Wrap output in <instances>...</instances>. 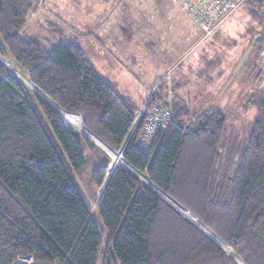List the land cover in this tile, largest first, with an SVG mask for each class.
Segmentation results:
<instances>
[{"label": "trees", "instance_id": "trees-1", "mask_svg": "<svg viewBox=\"0 0 264 264\" xmlns=\"http://www.w3.org/2000/svg\"><path fill=\"white\" fill-rule=\"evenodd\" d=\"M34 1L0 0V58L102 143L121 148L128 167L108 174L98 148L0 61V264L23 256L37 264H264V89L249 97L255 118L237 147L225 140L228 112L212 105L193 113L174 90L167 97L164 83L163 95L151 92L144 105L169 120L143 148L142 122L130 134L135 103L96 73L77 43L48 50L19 35ZM263 3L243 7L264 30L255 10ZM254 70L264 73L258 63ZM88 152L102 161L89 177L95 213L77 181Z\"/></svg>", "mask_w": 264, "mask_h": 264}, {"label": "rangeland", "instance_id": "rangeland-1", "mask_svg": "<svg viewBox=\"0 0 264 264\" xmlns=\"http://www.w3.org/2000/svg\"><path fill=\"white\" fill-rule=\"evenodd\" d=\"M34 3L36 11L28 17L19 35L37 39L48 50L66 42L77 43L96 73L135 103L136 115L144 109L151 92L163 95L167 91V97L171 98L174 90L193 113L212 105L228 112L225 140H235L237 147L243 144L256 112L249 97L264 89L263 71L256 75L254 70L260 61L259 47L264 46V30L250 19L246 7L237 8L215 31L205 35L189 16V10L197 7L199 0H35ZM255 10L264 17V3ZM9 63L13 64L3 60L5 66ZM186 64L193 68L191 72H185ZM12 67L18 69L14 64ZM18 78L24 80L30 96L36 94L41 98L26 79ZM164 83L167 87L163 90ZM65 113L66 117L59 115L65 118L67 126L82 134L70 120L86 130L81 117ZM92 136L100 144L85 137L98 148L108 170L124 167L123 161H117L118 149H111ZM86 157L77 181L91 212L95 213L89 177L102 161L92 152ZM142 178L139 176L141 181ZM103 189L101 185L98 196ZM98 223L101 224L99 219ZM224 252L233 257L227 248Z\"/></svg>", "mask_w": 264, "mask_h": 264}, {"label": "built area", "instance_id": "built-area-1", "mask_svg": "<svg viewBox=\"0 0 264 264\" xmlns=\"http://www.w3.org/2000/svg\"><path fill=\"white\" fill-rule=\"evenodd\" d=\"M233 0H199L198 6L193 7L189 10V16L192 17L193 21L202 29L205 35H210L215 31L237 8L243 6L248 0H236L234 4ZM259 65L264 67V46H261L259 51ZM146 106V105H145ZM141 110L140 114L137 115L135 123L130 130V134L137 129V126L142 122V127L137 132L136 142L142 145L143 148H147L151 143L156 130L159 128H165L168 116L162 111L154 108ZM63 119V118H62ZM65 125L67 126L65 118ZM68 127V126H67ZM70 129V128H68ZM74 130V129H70ZM76 132V130L74 131ZM78 132V131H77ZM119 154H116L117 161H122L121 151L117 150ZM123 167V166H121ZM124 168L125 165H124ZM111 170H108V173ZM110 174V173H109ZM12 264H37L32 256L18 257Z\"/></svg>", "mask_w": 264, "mask_h": 264}, {"label": "bare ground", "instance_id": "bare-ground-1", "mask_svg": "<svg viewBox=\"0 0 264 264\" xmlns=\"http://www.w3.org/2000/svg\"><path fill=\"white\" fill-rule=\"evenodd\" d=\"M9 65V67L10 68H12L13 69V67H12V65L9 63L8 64ZM14 70V73H15V75H19L18 77H20V78H22V79H25L23 76H22V74H21V72L17 69H13ZM20 81H22V80H20ZM23 82H24V80H23ZM36 92V91H35ZM42 98V97H41ZM49 104V103H48ZM56 109L58 110V113H60L61 114V116H64V117H66L67 116V114L65 113V112H63L61 109H59V108H57L56 107ZM67 119V118H66ZM70 120H71V122H73L75 125H76V127H78L81 131H83L82 132V134H84L85 136H87L89 139H91L92 141H94L95 143H97V144H100L92 135H90L86 130H84L83 128H81L80 126H79V124L75 121V120H72V118H70ZM136 176L139 178V176H141V175H138V174H136ZM141 177H143V176H141ZM144 179L142 178V181H143ZM144 182L148 185V186H150V187H152L146 180H144ZM153 188V187H152ZM156 190V189H155ZM186 214V213H185ZM230 253V251L229 250H227V253Z\"/></svg>", "mask_w": 264, "mask_h": 264}, {"label": "water", "instance_id": "water-1", "mask_svg": "<svg viewBox=\"0 0 264 264\" xmlns=\"http://www.w3.org/2000/svg\"><path fill=\"white\" fill-rule=\"evenodd\" d=\"M0 61L3 63V60L2 59H0ZM9 67V66H8ZM9 69L14 73V70L12 69V68H10L9 67ZM34 88V87H33ZM35 89V88H34ZM39 95H41L42 96V94H40L39 93ZM43 98H44V100L45 101H47L48 103H49V105L52 107V108H54V110H56L57 112H58V110L56 109V106L55 105H53L48 99H46L44 96H43ZM85 136V135H84ZM163 196V195H162ZM164 197V196H163ZM165 198V197H164ZM167 200V199H166ZM169 204H172L171 202H169V201H167ZM173 205V204H172ZM176 211H177V209H176ZM179 212H182L184 215H182L184 218H187L188 217V219L192 222V223H194L196 226H198V224L196 223V221L194 220V219H192L191 217H189L187 214H185L183 211H181V210H179ZM204 232H206V231H204ZM206 234L213 240V241H215V242H217V240L215 239V238H213L209 233H207L206 232ZM218 243V242H217ZM219 245H220V243H218ZM220 246H222V245H220ZM224 248V247H223Z\"/></svg>", "mask_w": 264, "mask_h": 264}, {"label": "crops", "instance_id": "crops-1", "mask_svg": "<svg viewBox=\"0 0 264 264\" xmlns=\"http://www.w3.org/2000/svg\"><path fill=\"white\" fill-rule=\"evenodd\" d=\"M258 39V38H257ZM185 68V72H191V70L193 69V68H191V65L189 66V64H186V66L184 67ZM187 69V70H186ZM184 73V72H183ZM200 73V72H199ZM202 73H204V70H203V72ZM205 74V73H204ZM183 76H187V74H184ZM206 76V75H205ZM210 76V75H209Z\"/></svg>", "mask_w": 264, "mask_h": 264}]
</instances>
